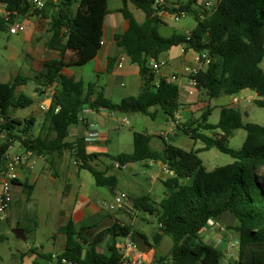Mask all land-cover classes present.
<instances>
[{
	"label": "trees",
	"instance_id": "obj_1",
	"mask_svg": "<svg viewBox=\"0 0 264 264\" xmlns=\"http://www.w3.org/2000/svg\"><path fill=\"white\" fill-rule=\"evenodd\" d=\"M121 13L128 21V29L115 35L116 45L123 48L133 64L140 66L144 79L143 91L138 97H128L114 103L105 97L103 91L95 94L96 85L86 86L83 81L67 77L64 68L80 67L87 64L97 54L101 46L102 25L109 13L108 0H81L75 9V0H59L56 13L50 14L51 3L42 10H36L27 0H0L10 11L21 15L50 18L46 42L49 50L57 51L60 58L43 64L42 70L32 76L17 75L8 83H0V136L6 138L0 143V164L3 154L13 143H20L28 152L47 156L55 152L71 151L81 168L90 171L98 187H107L112 193L117 188V178L92 167L88 161L108 154H88L83 138L68 142L72 126L78 124L85 109L92 106L100 113L106 110L125 116L143 114L156 118L152 108H159L167 120H175L179 111V88L175 84L160 81L155 86V73L148 64L159 62L162 53L173 47L185 45L197 53L208 50L211 63L201 68L194 79L199 90L208 98L238 95L244 90L255 92L256 105L264 108V0H217L216 10L201 19L192 5L196 0L181 4L178 8L164 11H185L193 14L197 27L189 35L174 34L164 37L159 33L162 23L155 0H122ZM128 2L146 14V21L138 23L128 10ZM14 16L6 20L0 15V32L14 21ZM109 68H112L110 63ZM33 82L37 91L43 93L56 85L52 104L48 108V137L33 136L30 120L24 122L9 117L10 108L23 109L35 103L25 94H17L19 86ZM95 97L93 98V96ZM58 108V110H57ZM211 110L207 109L197 120L180 123L182 130L195 141L204 143L201 150L218 149L233 158V162L207 171L198 156L200 151H186L167 144L163 151L153 149L151 136L133 133L134 150L110 156L119 164V169L130 163L154 161L163 163L174 176L164 181L165 196L160 202H153L148 196L133 200L135 210L154 216L158 229L153 234V242L146 238L149 249L158 246L164 237L173 241L170 264H222L221 250L204 242L201 236L210 219L218 220L230 213L235 225L228 227L239 235V251L236 264H264V126L245 122L242 113L231 106L221 107L220 120L216 124L208 122ZM3 119V121H1ZM243 129L247 137L241 149L228 146L234 132ZM204 131H210L207 135ZM192 179L191 184L183 183ZM29 189L27 185H24ZM114 223L109 228L98 230L91 236L92 228L77 230L72 221L68 223L67 243L64 251L54 259L43 255L55 264H121L123 254L117 241L137 232L113 216ZM107 243L105 249L102 245Z\"/></svg>",
	"mask_w": 264,
	"mask_h": 264
},
{
	"label": "crops",
	"instance_id": "obj_2",
	"mask_svg": "<svg viewBox=\"0 0 264 264\" xmlns=\"http://www.w3.org/2000/svg\"><path fill=\"white\" fill-rule=\"evenodd\" d=\"M27 1L30 3V0ZM75 1V9H77L80 6L81 0ZM161 1L168 9L178 8L181 4L188 3L182 0ZM208 1L211 2L215 10L217 7V0H196L192 5V9H197L196 7L198 6L203 7ZM47 2L54 6L51 7L50 14H55L57 10L55 5L59 4V0H46V3ZM122 8V0H108L109 13L105 16L103 21L101 46L97 54L83 66L64 68L62 70L65 76L83 81L86 90L89 84H95V94L101 90L105 97L114 103H120L123 99L128 97L140 96L144 86V79L141 75L140 66L133 64L124 49L118 47L115 42V35L123 34L128 29V21L120 12ZM128 10L138 23L142 24L146 21V14L134 4L128 2ZM159 17L162 21L159 27V33L164 37H170L174 34L189 36L198 24L194 15L189 13L179 20H175L172 13L169 11H165L160 14ZM188 17L193 18V20H187ZM16 20L23 27L17 34L22 33V41L28 45L27 50L23 51L27 60V67L25 72H18L9 76L8 81L4 83H8L17 75L32 76L42 70L45 62L60 58L57 51L49 50L46 47V42L51 37V34L48 32L51 25L50 18L34 16L31 13L21 15L17 12ZM12 24L8 25L9 32L13 26ZM151 62L153 61H150L148 64L150 65ZM159 62L164 63V65L156 73L154 83L165 77H178L176 82L179 88L180 99L178 114L182 123L197 120L207 109L211 110L210 103L206 101L207 97L204 91L198 90L192 95L189 94V91L194 88L189 84L190 76L189 72L186 70L201 69L197 62V52L186 49L185 45L176 46L162 53L159 57ZM110 63L112 64V68H109ZM28 84L19 86L16 89L17 94L29 96L26 93ZM56 89V85H53L52 87L43 89V93L40 94L34 84L30 91L32 95L29 97L35 100L37 104L35 108L31 112L18 116L19 109L12 107L9 109V117L21 122L30 120V132L33 136L48 137L50 135L49 122L47 120L48 108L52 104V97ZM246 91H248V89L242 91L240 94L245 95ZM94 97L95 95L93 98ZM221 97L233 98V96ZM257 98L258 97H256V99ZM222 102L224 103L220 105V112L223 106L229 105L236 108V106L231 104L232 99ZM151 111L156 112V116L159 114V111L155 107L152 108ZM98 114H101L104 119V127L108 124L110 126L129 124L125 115L113 114L106 110L97 113L91 110V108L85 109L80 116L78 124L71 127L67 141L74 142L78 138H83L88 154L108 153L110 137L105 130L101 129L103 127H101L97 121ZM91 115H95L96 123L91 120ZM164 125L166 128H162ZM155 128L159 129H156L158 131H154L151 137L154 138L155 136V139H158L157 141H162V144L151 138L150 145L153 149L158 151H163L167 144H172L168 142L171 140L174 141L173 136L178 137L177 128L171 131V122L166 118H164V124L157 125ZM1 137L4 139L6 134L3 133ZM9 149V151L14 154L28 155V160L16 170L17 180L11 188L12 202L10 210L13 206L15 197H20L25 194V202L29 205H34V210L36 209L34 214L32 213L27 217V222L33 229L29 231L24 229L26 237H34L36 245L42 246L38 258L30 260L29 263L23 262L22 264H55L54 260L48 261L43 258V255H52L55 259L57 255L64 251L67 243L68 223L70 221L73 222L77 230L83 227L95 230L93 228L94 225L102 223L108 216H113L121 221L123 220L122 217L125 214L124 212H127V214L129 213L134 216L132 222L127 225L133 226V222L137 217L136 215L140 212L135 210L133 200L148 196L153 202H160L162 200L161 194H157L156 191H160L162 196H165L166 188L164 186V181L174 176V174L161 162L143 161L146 163L145 165L148 169L152 170V180L149 188L144 189L142 188V183L133 180V182L127 186L128 193L124 191V193L128 195L126 207L120 210L119 213L112 215L107 212L106 204L113 196L123 192L118 190V177L113 171V168L117 167L112 161L113 164L110 165L103 164L99 159L88 161V163L98 171L105 173L107 176H115L117 178V188L114 193L110 192V196H107V193L103 192V189L107 187L96 186L94 177L90 171L81 168L78 163H76V158L71 151L66 150L60 153L55 152L47 156H42L37 153L26 151L18 142L10 145ZM131 165H134V163H130L124 166V168L127 166L131 167ZM183 183L191 184L192 179L183 181ZM24 185H27L29 189H26ZM7 220L8 217L3 221ZM146 222L150 221L147 220ZM215 222L218 225L206 227L203 233L204 235L201 236L204 242L221 250L223 258L227 257L230 262L229 264H236L239 245L238 250L232 252L231 248H234V245L228 239L230 231L228 227L235 225L234 217L230 213H225L220 219L215 220ZM156 226L158 229V225ZM15 228L18 227H14L13 229ZM47 229L50 230L45 232L46 239H48L50 241L48 243L51 244L46 247L42 245L43 242L40 237ZM156 231L157 230H155V232ZM96 232L92 231L91 234L93 235ZM154 233L150 235L152 241L145 235L150 243L153 242ZM164 240L165 237L158 246L145 253L144 264L171 263V251L166 255H160L158 253V249ZM225 244L226 246L224 247ZM106 245L107 243H104L102 249H105ZM223 258L221 261L222 264H224Z\"/></svg>",
	"mask_w": 264,
	"mask_h": 264
},
{
	"label": "rangeland",
	"instance_id": "obj_3",
	"mask_svg": "<svg viewBox=\"0 0 264 264\" xmlns=\"http://www.w3.org/2000/svg\"><path fill=\"white\" fill-rule=\"evenodd\" d=\"M184 2H189L190 0H182ZM23 20V19H22ZM187 20H193V18L188 17ZM28 45L22 41V33L17 35H11L9 32V27H7L4 31L0 32V83H4L8 81L9 76L14 75L18 72H25L27 67V60L23 51H26ZM24 74V73H23ZM33 83H29L26 93L31 96L32 92L31 87H33ZM254 95V92L248 90L245 92V95ZM231 97H221V98H208L207 102L210 103V107L212 110L211 115L208 118V122L212 124H216L220 120V105L224 102L222 101H229ZM37 104H33L28 108L19 109L18 116H21L25 113L31 112ZM157 108V107H156ZM236 108L242 113L243 119L245 122L255 123L264 126V108L259 107L256 105L255 101L246 102L241 99V102L236 105ZM159 109V108H157ZM129 124L127 125H113L110 126L109 124L106 127L101 128L105 130L109 137L110 142L108 143V156L102 155L99 159L105 165L113 164L111 162L110 156H116L120 153H132L134 150V143H133V133H143L152 135L154 131H158L155 126L164 124V114L159 111L155 119H152L149 116L143 114H134L125 116ZM91 120L96 123L95 115H91ZM162 128H166L165 125ZM207 135H210V131H204ZM178 137H174V141H169L168 143H172L170 145L179 147L186 151H199L198 156L202 160L203 166L207 171H212L217 167L225 166L232 163L234 160L233 158L228 155L220 152L216 148H212L210 150H201L204 147V143L201 141H195L182 130H178ZM247 137V132L243 129H238L234 132L232 138L228 141V146L232 149L239 150L242 148L244 141ZM156 137L152 138L155 140ZM5 139V138H4ZM3 138L0 137V143L2 142ZM162 144V141H157ZM145 162H137L131 167H125L122 169L113 168L114 173L118 177V190L125 191L128 193V184L136 180L142 183V188L148 189L151 182V171L145 165ZM101 165V164H100ZM140 187V186H139ZM165 189V188H164ZM103 192L107 193V196H110V189L104 188ZM166 190V189H165ZM157 194L162 193L160 191H156ZM114 197L107 202V205L111 204L114 200ZM10 210V209H9ZM36 210V209H35ZM34 205H29L25 202V194L22 196L15 197L13 206L10 211H8V220L0 222V264H22L23 262H28L32 259H36L40 256L41 253V245H36L35 238L29 236L26 241L18 240L12 233V229L14 227L27 229H33L29 226L27 222V217H29L32 213H35ZM119 213V212H118ZM124 216L122 217L123 220L121 222L123 224H130L134 216L131 214H127L124 212ZM133 222L132 228L135 229L137 234H144L149 237V240L152 241L150 235L157 230V221L154 216H151L145 212H138ZM150 222H146V221ZM49 227V226H48ZM47 229L44 231L43 235L40 237L41 241L43 242L42 245L46 247L51 243L48 239H46L45 232H48ZM229 241L234 245V248H231L232 252L238 250L239 245V235L234 231H229L228 236ZM227 243V242H226ZM173 245V241L170 237H165V240L162 242L158 249V253L160 255H166L170 253L171 248ZM226 244L224 245V247ZM224 264H229V260L227 257L223 258Z\"/></svg>",
	"mask_w": 264,
	"mask_h": 264
},
{
	"label": "built area",
	"instance_id": "obj_4",
	"mask_svg": "<svg viewBox=\"0 0 264 264\" xmlns=\"http://www.w3.org/2000/svg\"><path fill=\"white\" fill-rule=\"evenodd\" d=\"M30 4L33 6L34 9L42 10L46 6V0H30ZM154 6L155 8H159V9L162 8V10L161 9L159 10L158 13L159 15L165 12L163 9L164 3L161 0H155ZM196 8L197 9L194 10L197 12V14L200 16L201 19H204L205 17L209 16L216 10V9L214 10V6L209 1L206 2L203 7L198 6ZM187 14L188 13L185 11H180V12H173L172 16L174 17L175 20H179L185 17ZM0 15L3 16L6 20H10V18L14 16L15 19L12 22L13 24L11 23L13 25L12 28L10 29L11 34H17L23 29L22 25L16 20L17 13L8 10L6 5L2 3H0ZM211 61H212V57L210 56L208 50H204L201 53H197V62L201 68L207 67L211 63ZM163 65L164 63L162 62L153 61L150 63V66L154 71L155 75ZM261 67L264 70V61L262 62ZM199 70H186L187 72H189V76H190L189 84L194 88L193 90L189 91V94L191 95L199 90L197 87V82L194 79L195 74H197ZM161 80H164L167 83L177 85L176 82L178 80V77L171 76V77L162 78L158 82L154 83L156 87L159 86ZM256 97H258L256 93L254 95H248V96H243L242 94L239 93L238 95L233 96L231 104L236 106L241 102V99L249 103L255 101ZM178 113L179 111L176 113L175 120H170L171 131H174L177 128V126L181 123V119ZM1 121H3V119H1ZM9 148L3 154L2 163L0 164V221L5 220L8 216V211L10 209L12 202L11 188L12 185L17 180L16 170L26 160H28L27 154H21V155L14 154L9 151L10 150ZM76 163H78L79 166L83 164L81 161ZM115 166L118 168L119 164L115 163ZM127 201H128V195L126 193L124 192L118 193L117 195H115L114 200L111 204L109 205L106 204L107 212L112 215L117 214L120 210L126 207ZM214 225L215 226L218 225L214 219H210L207 223V226H214ZM117 246L123 254L121 264H144L145 253L138 250L136 241L134 240V236L132 233L119 239L117 242ZM63 263L71 264L65 260L63 261Z\"/></svg>",
	"mask_w": 264,
	"mask_h": 264
},
{
	"label": "water",
	"instance_id": "obj_5",
	"mask_svg": "<svg viewBox=\"0 0 264 264\" xmlns=\"http://www.w3.org/2000/svg\"><path fill=\"white\" fill-rule=\"evenodd\" d=\"M90 108H91V110H93L92 109V106ZM97 121H98V123H99V125L101 127H104V119L102 118V115L101 114H98ZM0 151H1V148H0ZM113 223H114V219L107 218L102 223L99 224L98 230L104 229V228H109V227H111L113 225ZM92 231H95L96 232L97 229H95V230H89L87 232V235L91 236L92 235L91 234ZM12 233L14 234V236L16 237V239H18V240H22V241H26L27 240L26 232L22 228H15V229H13L12 230ZM203 235L204 234H202V236ZM135 241H136L137 248H138L139 251H141L143 253H147L148 252L149 246H148V243H147L145 237H143L140 234H136L135 235Z\"/></svg>",
	"mask_w": 264,
	"mask_h": 264
}]
</instances>
